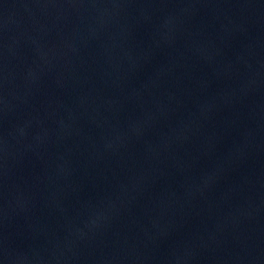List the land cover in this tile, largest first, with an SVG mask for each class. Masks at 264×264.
<instances>
[{
	"label": "water",
	"instance_id": "1",
	"mask_svg": "<svg viewBox=\"0 0 264 264\" xmlns=\"http://www.w3.org/2000/svg\"><path fill=\"white\" fill-rule=\"evenodd\" d=\"M0 264H264V0H0Z\"/></svg>",
	"mask_w": 264,
	"mask_h": 264
}]
</instances>
